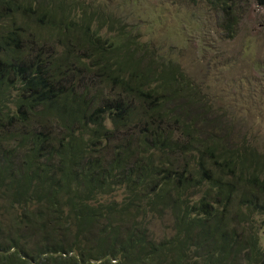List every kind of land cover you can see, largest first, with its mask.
Listing matches in <instances>:
<instances>
[{
    "label": "trees",
    "instance_id": "obj_1",
    "mask_svg": "<svg viewBox=\"0 0 264 264\" xmlns=\"http://www.w3.org/2000/svg\"><path fill=\"white\" fill-rule=\"evenodd\" d=\"M184 1L216 9L225 38L246 13ZM104 15L0 0V264H264V159L207 131L177 62Z\"/></svg>",
    "mask_w": 264,
    "mask_h": 264
},
{
    "label": "rangeland",
    "instance_id": "obj_2",
    "mask_svg": "<svg viewBox=\"0 0 264 264\" xmlns=\"http://www.w3.org/2000/svg\"><path fill=\"white\" fill-rule=\"evenodd\" d=\"M69 1L83 4L103 16L113 14L124 24L123 28L134 31L138 40L150 41L151 48L159 51L162 58L176 61L194 84L193 93L197 92L200 103L194 114L207 120L210 126L207 131L220 137L233 150L244 152L249 148L247 153L253 150L264 159V7L253 0H244L240 6L246 13L238 32L232 38H225L221 17L206 3ZM118 31L106 25L102 33L114 37ZM173 129L176 130L174 125ZM206 135L207 132L203 134ZM116 196L121 200L127 194L124 195L121 188ZM192 197L199 199L200 195ZM145 219L156 239L170 232L167 219L151 213L146 214ZM255 220L264 248V216L258 214Z\"/></svg>",
    "mask_w": 264,
    "mask_h": 264
},
{
    "label": "water",
    "instance_id": "obj_3",
    "mask_svg": "<svg viewBox=\"0 0 264 264\" xmlns=\"http://www.w3.org/2000/svg\"><path fill=\"white\" fill-rule=\"evenodd\" d=\"M108 258V257H107Z\"/></svg>",
    "mask_w": 264,
    "mask_h": 264
}]
</instances>
